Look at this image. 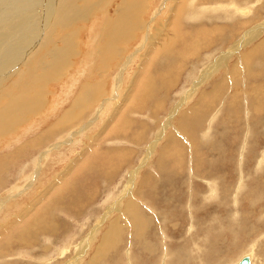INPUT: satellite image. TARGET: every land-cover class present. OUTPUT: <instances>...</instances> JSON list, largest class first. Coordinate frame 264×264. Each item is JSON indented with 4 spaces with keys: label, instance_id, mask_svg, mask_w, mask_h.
<instances>
[{
    "label": "rangeland",
    "instance_id": "rangeland-1",
    "mask_svg": "<svg viewBox=\"0 0 264 264\" xmlns=\"http://www.w3.org/2000/svg\"><path fill=\"white\" fill-rule=\"evenodd\" d=\"M107 1L75 0L99 17L0 71L20 106L0 131V264H264V0L141 1L137 32L110 41L93 36L119 18ZM46 46L64 51L48 80L5 95Z\"/></svg>",
    "mask_w": 264,
    "mask_h": 264
},
{
    "label": "bare ground",
    "instance_id": "bare-ground-1",
    "mask_svg": "<svg viewBox=\"0 0 264 264\" xmlns=\"http://www.w3.org/2000/svg\"><path fill=\"white\" fill-rule=\"evenodd\" d=\"M1 1L0 0V4H1ZM3 1H6L5 5H0V71H2V68L3 67H8L6 66V63L8 61H12L13 64L12 65H17L19 63L20 60H22L23 58H27V57H30L31 55L34 54V56L32 57H35V53L37 52V50L40 49V44H42V41L43 39L46 38V41H47V34H53V36L55 35V30H59L58 27L60 26L61 28L65 27L66 23L68 22H65L66 19H77L79 18L80 19V16L82 15V18L84 16H89L90 18V15L92 14L93 10L91 8H85L83 9L84 11H81L82 14L78 13L77 9L75 8V0H3ZM101 2H104L106 0H99ZM114 0H112L111 2H113ZM120 1V0H119ZM122 1V0H121ZM120 1V2H121ZM141 1L145 2V0H123L120 4L118 3L116 9L118 11V14H119V18L111 23L110 25L108 26H99L98 29H97V32L93 35V36H99L101 37L100 40H112L114 39L118 34H121L122 33V37L121 39H125V38H128L129 37V32H132V31H135L137 32V25H138V12H139V9H141ZM195 0L192 1V3L194 2ZM109 2V3H111ZM100 3V2H98ZM108 3V1H107ZM108 3V5H109ZM24 4V5H23ZM103 4V3H102ZM101 4V5H102ZM126 4V5H125ZM22 5V6H21ZM104 5V4H103ZM107 5V6H108ZM144 5V4H143ZM148 5V4H147ZM15 6H18L17 8ZM94 7V6H93ZM98 7V6H97ZM100 7V6H99ZM80 8V6H79ZM183 8L182 6L181 7H178L176 9V13L180 11V9ZM114 9V8H112ZM102 10H105L103 9L102 7ZM128 10V11H127ZM147 10V9H146ZM99 11V10H98ZM123 12V13H122ZM239 13H241L242 15H247L248 10L247 11H242L240 10L239 8V11H237ZM112 14V13H110ZM148 14V13H147ZM100 15V14H99ZM99 15L96 17L95 14H92V17H96L94 20H96ZM106 15V14H105ZM178 17V16H177ZM88 18V17H87ZM78 19V20H79ZM77 20V21H78ZM83 20V19H81ZM93 20V21H94ZM73 21V20H72ZM179 21V20H178ZM75 22V21H74ZM73 22V23H74ZM72 23V22H71ZM70 23V24H71ZM119 25H122V31H119L117 29V27ZM69 26V25H68ZM72 26V25H71ZM77 26V25H76ZM49 27H50V30H49ZM235 27V26H234ZM162 28V27H161ZM46 30H49V33H45L44 34V38H42L41 42L39 43V39H37V37L40 34V32H43L46 31ZM66 29H64L65 31ZM182 30V29H181ZM176 31V30H175ZM60 32V31H59ZM166 32V31H165ZM178 32V31H177ZM176 32V33H177ZM201 32V31H200ZM204 32V31H203ZM39 33V34H38ZM62 33V32H60ZM72 33V32H71ZM74 33V32H73ZM179 33V32H178ZM208 33V32H207ZM206 33V34H207ZM132 34V33H130ZM205 34V35H206ZM196 38L199 39V37L202 35V34H194ZM210 35V33H209ZM73 36V34H72ZM159 36V35H158ZM212 36V35H210ZM221 36V35H220ZM71 37V35H70ZM74 37V36H73ZM162 37V36H161ZM203 37V36H202ZM53 38V37H52ZM182 38V37H181ZM193 38V37H192ZM195 38V39H196ZM55 39V37L53 38ZM64 39V38H63ZM73 39V38H72ZM70 39V40H72ZM161 39V38H159ZM179 39V37H178ZM186 40V38H184ZM65 40V39H64ZM69 40V39H68ZM131 40V39H130ZM148 40V39H147ZM202 40V39H201ZM55 41V40H54ZM75 41V39H74ZM181 41L184 42V40L181 39ZM187 41V40H186ZM194 41V40H193ZM215 41V40H214ZM45 42V41H44ZM159 42V41H158ZM204 42H206L204 40ZM65 43V42H64ZM47 44V43H46ZM198 43L195 42V44L190 48H182L181 51H180V56L185 58L186 55H189L190 52H192L193 50H196V48L198 47L197 45ZM25 45V46H23ZM44 45V43H43ZM68 45V44H67ZM71 45V44H70ZM68 45V46H70ZM84 45V43H83ZM205 45V44H204ZM78 46V45H77ZM86 45H84L85 47ZM89 46V44H88ZM87 47V46H86ZM179 47H182L179 45ZM58 49V46L56 47ZM71 48V47H69ZM109 48V47H108ZM164 48V47H163ZM168 48V47H167ZM48 46H46L44 48V50L42 51L41 54H44L45 52L48 51L47 55L45 53V57L41 60H39L38 62H29V59L26 63V66H25V69L22 70L20 69L18 71V75L19 76H16L14 78V83L13 85L11 84V86L9 88H7L4 92L5 95H9L10 91L11 90H14L16 89V86L20 87L22 86V88L25 90L26 87V84L23 85L24 83H26L27 81L30 80L31 77H34L31 81V89H34L38 84H40L41 82H45L46 80H48L49 76V72H50V69L53 68V66L51 65H54V63H58L59 61H61L62 59H64V55H63V52L62 50H52L50 49ZM54 49V48H53ZM61 49H65V48H61ZM68 49V47H67ZM66 49V50H67ZM112 49V48H111ZM166 49V48H165ZM199 49V48H198ZM170 50V49H169ZM153 51V50H152ZM178 51V50H177ZM198 51V50H197ZM39 52V51H38ZM159 52V51H158ZM179 52V51H178ZM194 52V51H193ZM40 53V52H39ZM76 53H78L76 51ZM100 53V52H99ZM165 53V52H164ZM66 54V53H65ZM89 54V53H88ZM91 54H93V52H91ZM98 54V53H97ZM102 54V53H101ZM152 57L154 55H156V51L152 53ZM194 54V53H193ZM72 55V54H71ZM100 55V54H99ZM161 55V54H160ZM164 55V54H163ZM191 55V54H190ZM74 56V55H73ZM89 56V55H88ZM37 57V56H36ZM187 57V56H186ZM230 57V55H229ZM66 58V57H65ZM88 58V57H87ZM93 58V57H91ZM249 58V57H248ZM72 59V58H71ZM181 59V58H180ZM26 60V59H25ZM34 60V59H33ZM104 60V57L103 59ZM101 60V62H102ZM106 60V59H105ZM43 61V62H41ZM22 62V61H21ZM25 62V61H24ZM72 62V61H71ZM70 63V62H69ZM102 64V63H101ZM5 65V66H4ZM63 65V64H62ZM72 65V64H71ZM95 65V64H94ZM105 65V64H104ZM103 65V66H104ZM52 68H51V67ZM100 66V65H99ZM108 66V65H107ZM55 68V67H54ZM53 68V69H54ZM57 68V67H56ZM67 68V67H64L61 69L60 73L63 72V70ZM59 70V69H58ZM68 70V69H67ZM84 71H87V70H84ZM59 72V71H58ZM66 72V71H65ZM56 74V73H54ZM64 74V73H63ZM63 74L59 75V76H62ZM97 74V73H96ZM6 76V74H4ZM17 75V74H16ZM31 75V76H30ZM171 75V74H170ZM66 75H64L65 77ZM56 78L58 76H55ZM54 77V78H55ZM93 77V76H92ZM171 77V76H170ZM169 77V79H170ZM60 78V77H59ZM63 78V77H61ZM60 78V79H61ZM104 78V77H103ZM102 78V79H103ZM173 78V77H172ZM175 78V77H174ZM8 77H0V82H3V81H7ZM10 79V78H9ZM99 80V79H98ZM164 80V86H166L165 84L169 83L167 80H166V77L163 78ZM173 80V79H172ZM57 81V80H55ZM30 82V81H29ZM28 82V83H29ZM53 82V81H52ZM58 82H59V79H58ZM84 82V81H83ZM103 82V81H101ZM100 82V83H101ZM107 82V81H106ZM93 83V82H92ZM108 84V83H107ZM173 84V83H172ZM45 85V83H44ZM104 85V84H103ZM109 85V84H108ZM218 85V84H217ZM46 86V85H45ZM88 87V86H87ZM100 88V87H99ZM165 88V87H164ZM19 89V88H18ZM46 89V88H45ZM93 89V88H92ZM98 88H96L97 90ZM145 89V87H144ZM86 91V89H84ZM91 90V89H90ZM94 89V91H96ZM104 90V89H103ZM28 88L26 89V93L25 95H19V102H25L27 101V99L29 98L28 97ZM84 91V95L86 94L88 101L91 102V99H93L95 96L94 94H88L87 95V91H89V88L88 90L85 92ZM81 92V91H80ZM142 92H144L142 90ZM141 92V93H142ZM22 93V92H21ZM69 93V92H68ZM82 93V92H81ZM91 93V92H90ZM97 93V91H96ZM141 93H138L137 97H140L141 96ZM67 94V93H66ZM100 94V93H99ZM153 94V93H152ZM96 95V94H95ZM154 95V94H153ZM217 95V94H216ZM30 96V95H29ZM41 96V95H40ZM79 96V95H78ZM147 95H145L144 97H146ZM150 96V95H149ZM35 97V96H34ZM33 97V98H34ZM69 97V96H68ZM67 97V98H68ZM80 97V96H79ZM82 97L83 94H82ZM99 97V96H98ZM102 97V96H101ZM144 97L142 99H144ZM2 98V97H1ZM16 99V98H14ZM32 99V98H31ZM36 99V98H35ZM39 99V98H38ZM80 99V98H78ZM82 99V98H81ZM29 100V99H28ZM75 100V99H74ZM77 100V98H76ZM98 100V99H97ZM96 100V101H97ZM134 100V99H133ZM137 100V99H136ZM3 101V100H2ZM0 100V106H2L3 104H6V106L4 107V109H0V131H3V132H6L8 131L9 133V130H10V127L13 125L14 126V119L12 117H9L8 116V112H10V110H12L14 108L15 112H17L19 115V111H18V108H20V106L17 104V99L16 100H12L10 102L9 99H7L6 101H3L2 102ZM37 101V100H36ZM35 100L33 102H36ZM44 100H42L43 102ZM78 101V100H77ZM80 101V100H79ZM78 101V102H79ZM85 101V100H84ZM87 101V100H86ZM85 101V102H86ZM95 101V102H96ZM142 101V100H141ZM187 101V100H186ZM41 102V101H40ZM85 102L83 104H85ZM133 102H136L137 101H133ZM45 104V102H43ZM88 103V102H86ZM93 103V102H92ZM259 103V102H258ZM28 104V103H27ZM30 104V103H29ZM41 104V103H40ZM42 104V105H44ZM47 104V103H46ZM81 104V103H80ZM82 104V105H83ZM22 105V104H21ZM35 106H33L32 108H29V109H35L30 112L34 113L36 112L40 105H39V101H37L35 104ZM77 105V104H76ZM81 105V106H82ZM136 104L134 103V106ZM31 106V105H30ZM84 106V105H83ZM88 106V105H87ZM94 107V106H93ZM23 108V107H22ZM86 108V107H85ZM87 109V108H86ZM263 109V108H262ZM25 110V109H24ZM24 110H21L20 109V112L23 111L25 113ZM88 110V109H87ZM256 110V109H255ZM29 112V110L27 111ZM51 112V111H50ZM70 112V111H69ZM68 112V113H69ZM37 113V112H36ZM17 114V116H18ZM26 114V113H25ZM30 114V113H29ZM48 114V113H47ZM22 115V114H21ZM24 115V114H23ZM22 115V116H23ZM14 116V115H13ZM21 116V117H22ZM27 116L25 119L28 120V115H25ZM32 116V115H31ZM43 115H41L42 117ZM19 117V116H18ZM39 117V116H38ZM187 117V116H186ZM23 118V117H22ZM43 118V117H42ZM17 119V118H16ZM49 119V118H48ZM192 119V118H191ZM190 119V120H191ZM21 122V118L19 119ZM50 120V119H49ZM16 121V122H17ZM24 121V120H23ZM52 121V120H51ZM127 120H125L126 122ZM40 122V121H39ZM17 123V124H18ZM45 123V122H44ZM48 123V122H47ZM128 123V122H127ZM193 123V122H192ZM12 124V125H11ZM50 125V124H49ZM183 125V124H182ZM189 125V124H188ZM194 125V123L192 124ZM197 125V124H195ZM16 126V125H15ZM58 127V125H56ZM55 126V127H56ZM60 126V125H59ZM27 127V126H26ZM52 131L55 130V127L52 126ZM197 127V126H196ZM14 128V127H13ZM12 128V129H13ZM190 128V127H189ZM188 128V129H189ZM11 129V131H12ZM34 129V128H33ZM58 129V128H57ZM186 129V128H185ZM15 130V129H14ZM50 130V129H49ZM47 130V131H49ZM196 130V129H195ZM46 131V132H47ZM61 131V130H59ZM57 132V130H56ZM4 134V133H3ZM10 134V133H9ZM48 134V133H47ZM57 134V133H56ZM7 134H4L3 136L6 137ZM43 135V134H42ZM50 135V134H49ZM48 135V136H49ZM55 135V134H53ZM52 135V136H53ZM193 135V134H192ZM47 136V135H46ZM51 136V137H52ZM2 137V136H1ZM3 137V138H5ZM40 137V136H39ZM50 137V136H49ZM20 138V137H19ZM115 138V137H114ZM2 139V138H0ZM40 139V138H39ZM19 140V139H18ZM38 140V139H37ZM36 140V141H37ZM1 141V140H0ZM39 141V140H38ZM43 141V140H42ZM41 141V142H42ZM47 141V140H46ZM175 142V141H174ZM33 143V142H32ZM40 143V142H39ZM48 143V142H47ZM174 144V143H173ZM177 144V143H176ZM22 145V144H20ZM36 146H38L39 144H35ZM42 145V144H41ZM28 146V145H27ZM33 146V145H32ZM54 147V146H52ZM29 148V147H28ZM2 149V148H0ZM30 149V148H29ZM23 151L25 149H22ZM17 152V151H16ZM120 152V151H119ZM113 153V152H112ZM22 154V153H21ZM20 155V154H18ZM20 157V156H19ZM15 158V156H14ZM39 162V161H38ZM35 164V163H34ZM114 170V169H113ZM3 171V170H2ZM36 178V177H35ZM74 182V181H73ZM71 184V183H70ZM54 188V187H53ZM68 192L71 191L70 187L68 188L67 190ZM56 198V197H55ZM77 198V197H76ZM77 201V200H75ZM129 206V205H128ZM134 208V207H133ZM135 210H136V207H135ZM136 214V212H135ZM134 215V214H133ZM137 215V214H136ZM144 216V215H143ZM138 217V216H137ZM136 219V218H135ZM142 219V216H141V213H140V216H139V220L141 221ZM144 222V221H143ZM138 224H139V221H138ZM113 225V224H111ZM109 227V232H112V230H114L116 227L113 225L112 227ZM141 224H139V227L137 228L138 231L139 229H142L141 227ZM115 227V228H114ZM114 228V229H113ZM141 232V231H140ZM95 234V233H94ZM110 235V234H109ZM96 237V236H95ZM111 237V236H110ZM109 246V245H108ZM150 248V247H149ZM103 252V251H102ZM250 256V255H249ZM250 260H251V264L253 262V259H252V256L249 257ZM241 261V260H240ZM78 262V261H77ZM239 264V263H238Z\"/></svg>",
    "mask_w": 264,
    "mask_h": 264
},
{
    "label": "water",
    "instance_id": "water-1",
    "mask_svg": "<svg viewBox=\"0 0 264 264\" xmlns=\"http://www.w3.org/2000/svg\"><path fill=\"white\" fill-rule=\"evenodd\" d=\"M239 264H251V260H250L249 257H244V258L241 259Z\"/></svg>",
    "mask_w": 264,
    "mask_h": 264
}]
</instances>
